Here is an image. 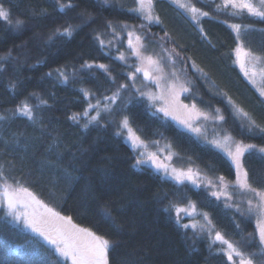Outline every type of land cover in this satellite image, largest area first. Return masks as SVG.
Here are the masks:
<instances>
[{
  "label": "trees",
  "instance_id": "trees-1",
  "mask_svg": "<svg viewBox=\"0 0 264 264\" xmlns=\"http://www.w3.org/2000/svg\"><path fill=\"white\" fill-rule=\"evenodd\" d=\"M71 2L74 7L61 12L56 0H0L13 21H0V57H6L0 60V181L27 189L77 227L108 239V264L238 261L228 260L219 244L182 228L173 211H166L173 203L189 202L207 213L213 232L251 253L254 264H264L254 217L239 195L230 190L231 199H217L211 192L218 190L204 182L199 187L181 184L137 167L134 151L118 134L127 116L141 140L167 143L177 158L213 183H220L221 176L227 187L235 181L236 171L226 155L134 95L129 83L135 72L128 44L132 32L133 42L141 38L145 54L170 55L172 68L188 86L184 104L222 116L221 127L234 139L256 145L244 153L241 164L249 183L264 189V153L259 152L264 147V97L244 77L235 56L238 46L264 56V19L232 15L230 8L217 11L219 0H182L210 13L199 22L173 0H153L159 23L131 11L136 0ZM15 20L23 24L17 27ZM232 24L241 26L239 37ZM69 25L74 28L71 37L60 36L57 30ZM85 63L94 66L82 67ZM99 64L108 71L95 67ZM57 69L68 76L67 83ZM82 89L90 95L85 97ZM24 102L32 107L31 120L16 112ZM95 102L109 106L97 112L93 122L97 113H83ZM30 262L68 264L42 239L11 223L0 207V264Z\"/></svg>",
  "mask_w": 264,
  "mask_h": 264
},
{
  "label": "snow or ice",
  "instance_id": "snow-or-ice-1",
  "mask_svg": "<svg viewBox=\"0 0 264 264\" xmlns=\"http://www.w3.org/2000/svg\"><path fill=\"white\" fill-rule=\"evenodd\" d=\"M59 10L63 12L66 8H72L74 5L71 0H68L67 3H61L60 0H56ZM109 0H103V3L107 5ZM174 3L178 4L179 7L185 8L189 12L192 13V19L194 21L199 22L200 17H208L210 13L208 11H202L200 8L192 6L190 4L183 3L182 0H173ZM137 7L130 9L133 12L140 13L145 20L149 23L157 22L159 23V17L154 15L153 11V0H136ZM232 9V15H242L247 13L252 17H259L264 19V0H258L257 3H253V0H221V3L216 5L217 11ZM0 21H4L6 23L12 24L13 21L10 19V13L5 11L2 7H0ZM23 24L22 20H15V26L19 27ZM107 27L111 28V22L108 23ZM125 27H127L125 25ZM230 27L236 31L238 37L240 33L241 26L239 24H232ZM58 31L60 36L71 37L74 28L72 25L64 28L63 31ZM115 31V30H114ZM134 33H128V44L129 47L132 48L133 54H135L138 59H141L142 62L146 61L148 66H156V70H159L158 63L154 61L150 56L143 57L140 54L139 47L141 38L136 36L137 46L133 45L132 37ZM99 40L101 48L104 47V41L99 39V36L96 37ZM111 43V41H109ZM10 55V53H9ZM178 55V54H177ZM237 61L240 62L241 68H245V62L251 61H259V57L253 56V54L244 49L243 46H238L236 49ZM119 59L123 60L124 57L121 54ZM6 59V57H0V60ZM94 65L90 63H85L82 67L92 68ZM100 69H103L105 72L108 71L107 66L104 64L95 65ZM2 70V69H0ZM59 72L60 78L63 83L68 82V76L64 74V72L57 69ZM137 72H143L145 79H152L149 68L144 66L138 67L136 69ZM259 74L264 76V67L259 69ZM49 76L52 73H48ZM245 75H248V71H245ZM257 72L255 71V66L253 65L252 76L255 77ZM134 79V76L131 77ZM121 88L126 87V85H120ZM175 88V86H173ZM182 91H187L186 88L181 86ZM84 93V96L87 97L90 93L87 90H81ZM118 95V93H115ZM261 95H264V91L261 92ZM154 97H149V99H153ZM108 99H112L109 97ZM172 101L175 104V107H162L158 109V111L163 112L165 116H171L173 119L178 120L179 123H182L185 127L189 128L191 131L200 133L199 128H195L191 124V118H199V116L203 115L205 119H207V114L200 113L195 105H192L191 111H189L187 105H179L177 101L176 94L174 93L172 96ZM41 103H46V101L41 100ZM99 104L89 105L90 109L98 108ZM177 111H183L188 113L187 118H180L175 114ZM16 112L20 115L28 117V119H33V111L32 107L29 106L27 102L22 103L17 109ZM83 115L87 116L88 112L85 111ZM247 115V114H245ZM99 117V113L97 116L91 117V121H97ZM2 119V117H0ZM71 119L74 121L77 120V115L74 114ZM222 120L223 117L221 116ZM78 122V121H77ZM87 126V125H86ZM122 129H126L128 133V139L131 142L133 149H140L138 152V158L136 160L137 165L142 164H151L157 171H163L165 174H168L169 168L167 165L160 163L158 161V157L155 153L148 152L147 144L141 140L139 136H137L132 128L129 125V119L125 116L119 125ZM251 130V129H249ZM261 132H264V128L260 129ZM119 134V133H118ZM215 147L224 151L228 157L232 160V163L235 165L237 169V180L236 184L238 187L245 191L250 192L256 198V206L253 209V201L251 199L248 200V212L256 211L260 217L257 223L258 228V242L259 246L264 247V189L258 190L253 187L248 181V172L243 170V165L241 164V157L245 152L255 149L256 145L252 144H243L241 142H236L233 140L231 136H226L222 141L212 140L209 141ZM157 143V142H154ZM259 152L264 153V147L259 149ZM172 177L177 181V183L183 184L185 180L189 181L192 185L199 187L200 179L199 174L194 172L192 169H188L186 172L177 171L176 169H171ZM2 179V177H0ZM219 181L224 188H227V184L225 182L224 177H219ZM206 186H214L212 181L205 180ZM211 195L220 199L221 196L227 197V199H231L228 196L226 191H212ZM0 199L6 201L8 213L7 215L11 217V222L15 224L22 225L24 229H28L31 232L35 233L37 236L41 237L48 245L52 247L54 252L63 257L64 259H70L71 264H108L107 253L109 249V240L105 239L101 235H97L96 233L90 231L87 228L77 227L72 223L70 217L61 216L58 212L54 211L51 208H48L46 205L42 204L40 201L36 200L32 193L28 192L25 188L13 189L10 185H7L6 181L4 183V187L2 190V196ZM231 207V205H228ZM39 208L41 211L37 212L36 209ZM166 211H174L176 215L177 222H179L181 218V213L185 215H193L196 211L195 204L189 202L187 207H180L177 204L173 203L170 205ZM237 211H240L239 207H237ZM243 215V213H241ZM204 219L208 221V224L211 225V221L208 220L207 213L203 214ZM184 228H188L189 225H183ZM193 229L196 228V225H191ZM239 227V225H237ZM209 233L211 234V228H209ZM250 236L252 234H249ZM215 240L220 241L222 244L227 245L226 255L228 260L233 261V258H238V264H254L253 255L251 253L246 254L244 251H241L239 247L235 246L233 243L224 239V237L216 232ZM254 243V238L248 240V244ZM30 264H39V262H30ZM234 264L236 262L234 261Z\"/></svg>",
  "mask_w": 264,
  "mask_h": 264
},
{
  "label": "rangeland",
  "instance_id": "rangeland-1",
  "mask_svg": "<svg viewBox=\"0 0 264 264\" xmlns=\"http://www.w3.org/2000/svg\"><path fill=\"white\" fill-rule=\"evenodd\" d=\"M221 2V0H219ZM133 38V37H132ZM140 43V42H139ZM134 46H137L136 39L133 42ZM131 50V63L134 64L135 72L130 74L129 76V83L132 86L133 93L134 95L144 97L146 98L153 106L154 109L158 112L161 113L163 116L164 113L158 111V109L162 107H175V104L172 101V96L175 93L177 97V101L179 105H187L189 111L192 109V105L184 104L183 102V96L187 94L188 86L186 84V81L182 79V76L179 75L178 70L173 69L171 65V59L170 55L166 54L165 52H161L164 54L163 56L157 55L156 53H151V54H145L142 52V50L139 47V51L141 56L143 57H151L154 61L158 63V68L159 70H156V66H148L146 61H143L141 59H138V57L133 54L132 48ZM236 56V55H235ZM259 57V61H251V62H245V68H241L240 62L237 61V56H236V64L238 65V68L244 75V77L249 81V83L256 89V91L259 92L261 95V92L264 91L263 89V83H264V76L259 74V69L264 67V56H258V55H253ZM253 65L255 66V71L257 72V75L255 77L252 76V71H253ZM144 66L146 68H149V71L151 73V76L153 77L152 79H145L143 72H137L136 69L138 67ZM166 66V67H165ZM248 71V75H245V71ZM134 76V79L131 78ZM175 86V88H173ZM181 86L183 88H186L187 91H182ZM154 97L153 99H149V97ZM264 97V95H262ZM97 102H95L93 105H96ZM99 107L98 108H93V109H88L87 112L89 113L91 110H93L94 113L100 112L104 109H106L109 104L106 105H101L99 102ZM200 113L207 114V119L203 115L199 116V118L192 117L191 118V124L195 128L200 129V133L197 134L196 132L191 131L189 128L185 127L182 123H179L178 120L173 119L171 116H165L171 121L175 122L177 125L181 126L182 128L189 130L193 134L197 135L200 139L203 141L207 142L208 144L212 145L215 147L212 143L209 141L212 140H217V141H222L224 137L226 136H231L228 132H226L222 127H221V119L218 115H209L208 113H205L199 109H197ZM177 116L180 118H187L188 113H185L183 111H177L175 112ZM85 116V115H84ZM119 134L123 137V139L131 146L132 150L134 151L136 155V160L138 158V152L140 149H133L131 142L128 139V133L126 129H122L121 127L118 130ZM232 137V136H231ZM233 138V137H232ZM234 141L240 142L236 139L233 138ZM145 142V141H144ZM148 146V152L150 153H155L158 157V161L160 163H163L168 166L169 172L168 174H165L163 171H157L151 164H142V165H137L135 162V165L137 167H148L155 171L156 173L160 174L164 178H169L175 182H177L175 179L172 177L171 169H176L177 171H184L186 172L188 169H192L194 172H197L199 174V179L201 182H204L205 180H210L208 178H205L203 174L199 172V170L194 167L190 162L186 160H181L176 157L175 151L165 142L163 141H157V143L154 142H145ZM242 143V142H241ZM245 144V143H243ZM247 145V144H246ZM218 149L220 152H222L224 155L228 157V155L222 151L221 149L215 147ZM253 150V149H252ZM229 158V157H228ZM230 159V158H229ZM231 160V159H230ZM232 162V160H231ZM233 164V163H232ZM234 169L236 171V178L233 183V185L227 187L226 189L224 188V185H222L219 182H212L214 186H212L213 189L218 190L220 192L226 191L227 194H229L230 190L239 195V199L241 204L248 209V200L251 199L253 201V209H255L256 206V198L253 196L252 193L250 192H245L241 190L238 185L236 184L237 180V169L235 165L233 164ZM200 182V185L202 184ZM184 183H188L192 185L189 181L185 180ZM205 184V182L203 183ZM194 186V185H192ZM4 187V183L0 181V196H2V190ZM12 187V186H11ZM14 189V187H12ZM189 203L184 204V205H178L180 207H187ZM0 207L4 209L5 213H8L6 201L3 199H0ZM37 212L41 211V209L37 208ZM203 212H200L197 208L196 211L193 215H185L184 213H181V218L179 222H177L175 212H172V215L177 222L182 228L183 225L187 224L189 227L187 228L190 231L196 232V234L203 236L204 238L206 237L210 243H217L220 245V248L223 252L226 253L227 251V245L222 244L220 241L215 240V232L212 231L211 225L208 224V221L204 219ZM251 214L254 217L255 223H256V233L258 234V228H257V223L258 220L260 219L258 213L256 211L251 212ZM8 216V215H7ZM10 222H11V217L8 216ZM13 223V222H11ZM15 224V223H13ZM195 224L196 228L193 229L191 225ZM18 226L22 225L15 224ZM209 228H211V234L209 233ZM186 229V228H185ZM27 231L31 232L30 230L26 229ZM35 236H37L35 233L31 232ZM38 238L42 239L41 237L37 236ZM43 240V239H42ZM44 241V240H43ZM45 242V241H44ZM59 256V255H58ZM60 257V256H59ZM64 259L63 257H60ZM66 260V259H64ZM66 262L68 264H71V260L67 259ZM236 264H238V261H236Z\"/></svg>",
  "mask_w": 264,
  "mask_h": 264
}]
</instances>
